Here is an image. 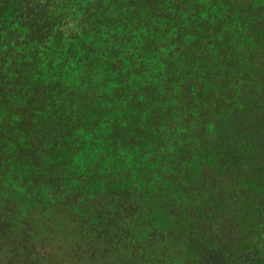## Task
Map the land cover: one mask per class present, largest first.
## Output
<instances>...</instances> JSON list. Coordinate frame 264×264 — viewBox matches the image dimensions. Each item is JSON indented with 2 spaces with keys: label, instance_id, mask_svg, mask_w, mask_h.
I'll return each mask as SVG.
<instances>
[{
  "label": "trees",
  "instance_id": "obj_1",
  "mask_svg": "<svg viewBox=\"0 0 264 264\" xmlns=\"http://www.w3.org/2000/svg\"><path fill=\"white\" fill-rule=\"evenodd\" d=\"M211 124L264 148V0H0V264H175L172 184Z\"/></svg>",
  "mask_w": 264,
  "mask_h": 264
},
{
  "label": "rangeland",
  "instance_id": "obj_2",
  "mask_svg": "<svg viewBox=\"0 0 264 264\" xmlns=\"http://www.w3.org/2000/svg\"><path fill=\"white\" fill-rule=\"evenodd\" d=\"M251 53H245L244 64L249 65ZM160 67L155 66L157 71ZM238 71L245 75L249 66L224 71L215 87L223 89L233 84ZM207 131L204 146L197 153L192 151L193 158L181 166L185 179L182 183L173 179L176 193L186 190V196L175 201L179 203L163 231L176 247L175 264H199L194 253L205 245L221 247L230 254L252 250L264 253V148H251V133L222 140L214 124ZM240 140L244 142L240 144ZM180 240L188 253L179 248Z\"/></svg>",
  "mask_w": 264,
  "mask_h": 264
}]
</instances>
